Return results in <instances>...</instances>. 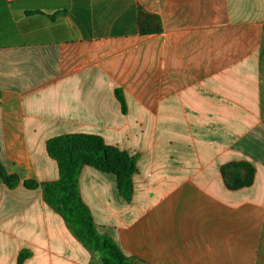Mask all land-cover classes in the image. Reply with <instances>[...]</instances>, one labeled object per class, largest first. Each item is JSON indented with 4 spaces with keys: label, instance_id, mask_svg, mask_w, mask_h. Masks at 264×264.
Listing matches in <instances>:
<instances>
[{
    "label": "crops",
    "instance_id": "obj_1",
    "mask_svg": "<svg viewBox=\"0 0 264 264\" xmlns=\"http://www.w3.org/2000/svg\"><path fill=\"white\" fill-rule=\"evenodd\" d=\"M140 9L161 33H139ZM65 134L136 159L131 200L79 175L125 255L264 264V0H0V167L19 180L0 178V264H103L23 185L58 180L46 145Z\"/></svg>",
    "mask_w": 264,
    "mask_h": 264
},
{
    "label": "trees",
    "instance_id": "obj_2",
    "mask_svg": "<svg viewBox=\"0 0 264 264\" xmlns=\"http://www.w3.org/2000/svg\"><path fill=\"white\" fill-rule=\"evenodd\" d=\"M139 33L158 34L163 31L162 22L157 15L139 10ZM116 95L124 105V98L116 90ZM47 152L56 160L59 178L53 182L39 184L34 180L24 182L27 189H43L44 200L48 206L59 213L70 229L88 249L101 256L103 264H141L138 259L125 255L116 243L102 235L95 227L90 210L83 202L79 190V175L84 166H91L104 173L117 177L118 188L126 200H131L134 191L133 176L137 171L135 157L105 143L102 137L88 134H65L47 141ZM0 178L9 188L19 183L15 175H8L0 167ZM237 182L236 185L249 184ZM23 254L19 257L22 264Z\"/></svg>",
    "mask_w": 264,
    "mask_h": 264
}]
</instances>
